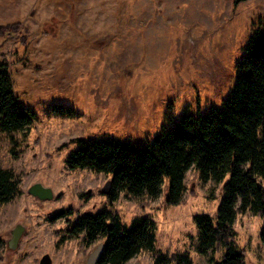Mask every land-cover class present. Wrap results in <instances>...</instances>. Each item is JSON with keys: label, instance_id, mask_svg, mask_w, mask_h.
<instances>
[{"label": "rangeland", "instance_id": "1", "mask_svg": "<svg viewBox=\"0 0 264 264\" xmlns=\"http://www.w3.org/2000/svg\"><path fill=\"white\" fill-rule=\"evenodd\" d=\"M0 61L12 75L18 102L36 114L33 126L11 135L0 131V168L19 181L18 195L0 204V264H89L92 247L69 231L78 216L118 212L130 227L142 216L157 223L156 250L171 257L198 252V214L214 220L222 183H204L191 169L181 206H170L166 187L151 199L103 190L112 176L70 170L67 159L78 139L106 137L144 144L168 131L184 114L222 105L235 86L237 64L254 31L264 26V0H0ZM60 105L75 115L53 113ZM35 184L52 200L29 193ZM68 219H54L64 209ZM24 228L11 250L13 231ZM235 244L246 264H264V219L239 214ZM216 261L224 249L210 251ZM127 264H156L143 251Z\"/></svg>", "mask_w": 264, "mask_h": 264}, {"label": "trees", "instance_id": "2", "mask_svg": "<svg viewBox=\"0 0 264 264\" xmlns=\"http://www.w3.org/2000/svg\"><path fill=\"white\" fill-rule=\"evenodd\" d=\"M16 28L3 26L0 34ZM52 112L75 115L72 108L60 105ZM35 120V112L18 102L11 71L0 61V131L9 135L26 131ZM76 143L67 167L112 176L111 202L123 192L156 199L166 187V202L181 206L189 170H196L204 183H222L229 176L217 219L208 214L194 217L198 252L209 257V264H246L245 253L235 244L234 224L239 214L247 212L264 219V26L253 32L237 64L235 86L222 105L205 113L184 114L171 129L141 145L110 137L78 139ZM19 192L14 174L0 168V204L11 202ZM74 215L72 208L64 209L55 218L69 221ZM157 228L156 221L146 216L136 218L128 227L118 212L105 210L78 216L69 234L83 235L87 247L104 241L97 264H127L143 251L153 252L156 264H193L189 253L168 257L157 251ZM3 245L0 237V258ZM220 247L224 255L216 261L209 253Z\"/></svg>", "mask_w": 264, "mask_h": 264}, {"label": "water", "instance_id": "3", "mask_svg": "<svg viewBox=\"0 0 264 264\" xmlns=\"http://www.w3.org/2000/svg\"><path fill=\"white\" fill-rule=\"evenodd\" d=\"M110 189V182L106 185L103 192L108 193ZM29 193L40 199V200H52L54 195L53 192L42 186V184H35L29 189ZM24 228L21 226H18L12 233V239L9 241V248L11 250H15L18 248V245L20 243V240L22 238ZM104 252V245H100L98 249L92 253L89 257V264H94L101 258L102 254ZM52 260L49 255H45L42 260L41 264H51Z\"/></svg>", "mask_w": 264, "mask_h": 264}, {"label": "flooded vegetation", "instance_id": "4", "mask_svg": "<svg viewBox=\"0 0 264 264\" xmlns=\"http://www.w3.org/2000/svg\"><path fill=\"white\" fill-rule=\"evenodd\" d=\"M54 219H55V217H54ZM98 262V261H97ZM97 262L96 263H94V264H97Z\"/></svg>", "mask_w": 264, "mask_h": 264}]
</instances>
